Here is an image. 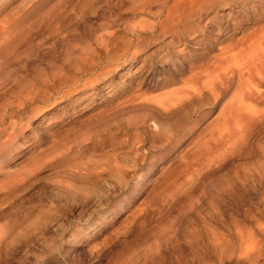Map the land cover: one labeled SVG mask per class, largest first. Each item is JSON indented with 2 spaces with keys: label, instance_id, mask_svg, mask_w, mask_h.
<instances>
[{
  "label": "rangeland",
  "instance_id": "rangeland-1",
  "mask_svg": "<svg viewBox=\"0 0 264 264\" xmlns=\"http://www.w3.org/2000/svg\"><path fill=\"white\" fill-rule=\"evenodd\" d=\"M54 1L0 0V22L16 31L42 6ZM62 2L65 15L56 18L58 23L52 32L45 29L43 33V37L53 33V42L38 49L39 58L27 59L23 68V87H34L37 95L23 103L22 116L14 114L10 118L18 126L0 138V167L12 176L0 185V264H173L180 258V264H191L187 243L197 229H203L215 205L234 212L236 220L242 219L245 211L247 222L239 225H245L250 236L258 235L259 228L264 227V126L248 131V140L245 138L232 152L215 151L209 147L210 139L205 148L202 137L195 146L190 144L193 148L190 136L183 140L176 150L188 152L182 154L179 163L172 161L168 173L181 171L182 163L183 168L195 165L202 158L207 168L200 172L192 192L188 191L189 197L194 194L195 198L185 196L187 192L180 197L178 194V198H166L164 189L168 185L164 182L171 178H162L156 184L151 180L158 172L156 165L177 152L164 147L165 130L158 129L163 132L158 136L157 129L148 128V108L113 109L134 90L150 87L163 77L164 73L149 74L146 65L158 53L168 51L187 58L204 52L203 45L191 41L183 46L169 33L120 59L123 41L128 37L125 27L145 17L141 12L143 0ZM192 3L193 19L199 17L200 24L195 36L216 47L232 36L238 37L242 30L250 32L264 26V0ZM210 5L216 7L208 10ZM214 16L222 18L219 24L210 22ZM105 28L114 34L102 48L97 39ZM176 30L186 33L185 29ZM50 75L54 79L47 85L43 80ZM216 112L217 108L211 115ZM171 128L177 130L176 126ZM137 132L144 139L141 146L147 152L146 158L154 166L146 180L138 175L135 180H126L130 186H141L131 194L114 166L117 161L130 165L135 155L131 141ZM83 133L87 135L80 136ZM80 137H86V141L77 142ZM160 139H164L162 144ZM5 140L15 144L16 149L5 151L1 146ZM198 152L203 154L199 156ZM208 152L214 153L210 159L216 154L217 159L208 160ZM221 152L228 154L220 157ZM235 238L228 248L230 252L226 251L228 256L224 254L222 262L217 259L215 264L249 263L244 255L249 246L246 239ZM259 259L257 264H263Z\"/></svg>",
  "mask_w": 264,
  "mask_h": 264
},
{
  "label": "bare ground",
  "instance_id": "bare-ground-1",
  "mask_svg": "<svg viewBox=\"0 0 264 264\" xmlns=\"http://www.w3.org/2000/svg\"><path fill=\"white\" fill-rule=\"evenodd\" d=\"M143 1L145 5L141 12L144 13L145 17L143 16L144 18H141L137 23L125 27L128 37L123 41L124 47L121 49L122 54L120 55V59H126L130 51L131 53L132 51L137 53L140 49L147 48L152 41L163 38L169 33L173 36V40L183 46L191 41H195V44L203 45L202 50H204V52L187 58L173 55L172 52L168 51L158 53L155 59L146 65L149 74L153 72L164 73L163 77L155 80L156 82L154 85L147 87L148 90L147 88L134 90L131 94L117 102L113 109L122 108L123 110H133L132 108H136L137 111V109L143 107H145L144 109L148 108L149 112L145 113L147 116L145 121L147 122L146 125L150 129L165 130L164 133L166 135L164 134V136L166 144L164 147H167L166 149L168 151L176 150V147L189 136L190 139L192 138L189 140L190 143L188 142L189 145L192 144L195 146L194 143L202 137L205 141H202V138L200 140L204 145L209 141L208 139H210L211 146H209V142L208 146L215 148V151L216 149L217 151L219 150V152L230 151L232 148L235 150V147L238 148L239 144L244 143L247 133L264 126V26L258 27L250 32L242 30L238 37L232 36L224 42L225 44L216 47L217 45H214L212 42H204L203 40L201 41V39L198 40L195 36L200 24L199 17L193 19L195 11L191 10L193 0ZM171 1L172 3L169 6ZM62 3V0L48 2L39 9L33 19L25 23V25H22L16 31H10L6 23L3 21L0 22V138L4 132H7L16 125L18 126L17 121L11 122L10 118L13 117L14 114L22 116L23 103L31 101L33 97L37 95V91L34 87H23V68L25 67L27 59L39 58L37 56L38 49L53 42V33L47 34V36L44 37L43 33L46 31L45 29H49L48 31L52 32L55 29L54 26L58 23H55L56 18H59L62 13L65 15L64 12L67 10L66 7L62 6ZM153 4L155 5L153 6ZM215 7L216 5H210L207 9L211 10ZM138 8L139 7H137V9ZM152 9H154V11ZM140 14L138 13L137 15ZM74 17L77 18L75 13ZM221 19L220 17L214 16L211 18L210 22L215 23L218 21L216 24H219ZM254 21H256V19H254ZM176 29H185L186 33L181 31L178 32ZM102 31L104 33H98L97 41H99V46L103 48L112 40L114 33L107 28ZM177 32L178 34L176 35ZM40 36L43 38L39 39L38 37ZM91 52L92 51L89 50L88 53ZM115 57H117L116 54ZM53 79L54 75H50L43 81L48 85L52 83ZM149 91H157V93L160 92L161 94L152 95ZM215 108H217V112L214 116L211 114ZM145 115L144 117H146ZM165 120H170L172 123H168L169 121L166 122ZM174 126L177 127V130L171 128H174ZM169 129L172 130L169 131ZM159 130L157 131L158 136L161 132ZM135 134L137 136L135 135L134 141L132 140L131 142H133V151L136 156H132V151L130 152V157H133L132 162H128L130 165H125V162L118 164L119 162L116 159L115 162L117 161L118 163L116 162V166H114L117 171L121 173V175L120 173L119 175L124 179V186L126 187V185H128L131 194L137 193L141 186L138 184L130 186L127 181L129 179L135 180L137 175L139 176L137 178L141 177L146 180L154 166L153 162L147 160V152L143 150L144 148L142 149L141 142L144 139L142 140V137L138 136V132ZM161 134H163V132H161ZM204 134L207 135V139ZM85 135L87 134L83 133L80 136ZM85 138L86 137L83 139ZM83 139L80 137L79 140H76L80 142V140L82 141ZM161 140L162 139H160V141ZM163 140L159 142L162 144ZM83 141H86V139ZM202 142L200 145H203ZM200 145L199 147L203 149V146L201 147ZM1 146L8 152L17 147L15 144H11L10 140H5L3 144L1 143ZM205 148H207V146ZM202 149L199 150L202 151ZM186 150H176L177 152L173 154L174 156L172 155L169 159H165L163 162L156 165L158 172L155 175L156 177H151L152 182L156 181V184L162 178H171L167 183L163 181L165 183L164 186L166 184L168 185L164 189L167 195L166 198L176 197L178 194L180 197V195H184V192H187L185 196L189 197L188 191L189 193L192 192L191 187H194V183L199 180L198 177L202 174L200 172L207 164V162L204 161L205 158H202L203 160L200 162L198 161V163L196 162L195 165H187V167H185V165V168H183V163L182 165L180 163L182 166V170L180 169L181 171L177 172V169V173L175 171L171 174L168 173L172 170L170 165L172 161H177L179 163L183 156L182 154H187L184 153L185 151L188 152V149ZM204 150L206 152V149ZM200 153L198 152V155ZM210 153L211 152H208L206 155L208 160L214 154ZM224 154L228 153L225 152ZM224 154L221 152L218 155L221 157ZM199 156H201V154ZM216 156H213V158H216ZM192 158L194 159L193 156ZM0 159H3V157H0ZM193 159L190 160L189 158L191 162ZM183 162L185 161L183 160ZM208 164H210V162H208ZM5 170L6 169L0 167V185L12 177L10 171ZM137 171H139V173H137ZM261 182L264 184V178L261 179ZM191 198H195V195L193 194ZM241 214V216H243L242 219L238 216L239 219L236 220L237 218L235 219L234 212L229 209L219 208V206L217 207V205H215L203 229L201 231H199L200 228L197 229L194 233L195 235H193L187 243L188 259H191V264H215L217 259L218 262L221 261V259H223L221 257L226 254V251L228 253L230 252L228 248L235 237L240 241L246 239L245 243L249 245L248 249L244 251V255L249 257L248 264L259 263L257 262L259 258L263 259L264 264V227L259 228L260 233L258 235H255L253 232L254 235L250 236L251 232L245 228V225L242 226L243 222H247L246 219L248 215L245 211ZM241 222L242 225H239ZM241 243L243 244V242ZM227 256H224V258H227ZM179 260H181V258L176 259L173 264H180Z\"/></svg>",
  "mask_w": 264,
  "mask_h": 264
}]
</instances>
